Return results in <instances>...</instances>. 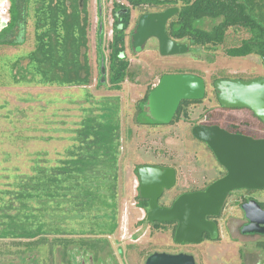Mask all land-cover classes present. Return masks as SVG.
Wrapping results in <instances>:
<instances>
[{
  "label": "rangeland",
  "instance_id": "rangeland-1",
  "mask_svg": "<svg viewBox=\"0 0 264 264\" xmlns=\"http://www.w3.org/2000/svg\"><path fill=\"white\" fill-rule=\"evenodd\" d=\"M119 2L129 6L126 0H87L88 57L93 73L88 86L15 84L17 69L15 67L13 70L10 62L20 57V70L28 63L25 57L35 48L32 11H29L27 18L24 44L19 47L0 46V190L10 189L18 176L31 175L37 162L52 166L56 164L74 145L77 131L88 111L108 115L112 109L102 106V103L115 105L119 107L116 117L121 124L122 135L116 214L120 227L113 236L106 238L105 246L99 251L100 261L89 253V248L71 243L66 250L57 241L84 239L51 235L34 240H0V263L23 264L32 260L38 264H71L76 260V264H146L148 257L154 253H185L194 256L197 264H264V246L258 247V243L264 245V236L251 237L241 232L246 221L241 205L244 197L254 196L257 202L264 203V191L255 195L235 191L230 196L217 220L220 227L217 241L179 245L173 237L172 226L157 231L145 222L148 212L139 207L140 182L136 173L137 167L142 165L174 168L177 171L176 186L166 192L161 200L165 206L178 196L193 190L200 191L223 177L224 168L208 146L193 137L192 130L199 125H215L227 131L237 129L250 137L264 139L263 122L250 110L222 109L213 85L216 79L223 77L245 81L264 77L262 57L231 58L226 56L223 49L211 53L195 46L192 52L185 55L163 57L156 39L149 40L144 49L136 53L131 44V33L142 13L133 10L126 37V54L131 71L139 83L127 80L122 91H111L108 84L99 86L100 53L107 61L110 53L108 47L113 38L112 10ZM9 7L8 0L0 2L1 11ZM100 12L102 22L99 20ZM6 17L10 18L8 15ZM2 18L0 12V20ZM205 29H210L208 23ZM99 34L102 37L101 45L97 40ZM236 37L243 39L247 36L240 34ZM232 42L231 37L226 47H230ZM167 73L192 74L203 78L207 89L205 99L188 108V118L174 124L137 125V102L144 98L148 88H155ZM70 226L79 227L77 223H69Z\"/></svg>",
  "mask_w": 264,
  "mask_h": 264
},
{
  "label": "trees",
  "instance_id": "trees-1",
  "mask_svg": "<svg viewBox=\"0 0 264 264\" xmlns=\"http://www.w3.org/2000/svg\"><path fill=\"white\" fill-rule=\"evenodd\" d=\"M78 3L79 0L10 1V22L0 30V46H22L29 11L33 12L35 20V48L25 57L27 65L18 69L20 57L10 62L12 69H17L15 84L59 87L91 84L88 15L86 11H80ZM130 3L139 11L143 8L157 11L179 8L168 22L166 31L174 41H187L191 50L193 46L211 53L223 49L231 58L260 56L259 52L264 51V0H130ZM130 17L127 13L118 18L107 61L100 53L99 86L108 84L111 91H122L127 80L139 83L126 54ZM206 22L210 25L209 30L205 29ZM240 34L247 37L237 38ZM231 37L233 44L227 48ZM261 57L264 61V54ZM103 67L107 71L105 75ZM221 79H216L214 84ZM153 89L148 88L144 98L137 102L135 121L139 126L164 125L148 116L147 103ZM214 93L217 97L215 89ZM201 102L183 101L173 124L188 118V108ZM104 103L102 106L111 107L112 111L101 116L89 110L77 131L74 145L62 159L53 166L37 162L31 175L18 176L10 189L0 190V240H34L51 235L80 237L84 240L57 241L66 250L71 243L89 248V253L94 254L97 261L101 260L99 251L105 246L106 238L113 236L120 227L116 214L122 147L121 124L116 117L119 107ZM225 175L226 172L223 177ZM242 193L255 195L261 192ZM138 199L139 207L148 212V200L142 199L140 194ZM250 200L256 201L254 196L244 197L241 205ZM259 204L264 209V203ZM145 222L157 231L172 226L175 238L176 223H149L147 219ZM69 223H77L79 227H69ZM207 240H211L209 235L205 236L204 241ZM263 246L258 243V247Z\"/></svg>",
  "mask_w": 264,
  "mask_h": 264
},
{
  "label": "water",
  "instance_id": "water-1",
  "mask_svg": "<svg viewBox=\"0 0 264 264\" xmlns=\"http://www.w3.org/2000/svg\"><path fill=\"white\" fill-rule=\"evenodd\" d=\"M169 9L161 13L145 14L140 17L132 36L135 51L143 50L151 39L159 43L160 55L171 57L189 51L185 44L172 40L166 31L168 21L177 13ZM264 51L259 55L263 56ZM103 75L106 69L102 68ZM105 80V78H103ZM217 98L228 110H250L264 123V77L245 80H218L214 84ZM206 82L192 74H172L161 78L152 90L147 103L148 116L154 121L170 125L183 101L204 100ZM193 137L206 144L226 175L205 190L180 195L171 207H163L160 200L166 191L177 184V171L153 165L137 167L139 194L148 200L147 222L177 223L175 242L179 245H200L205 236L212 241L220 238L216 221L235 191H264V139L233 134L219 126L199 125L192 130ZM246 219L250 223L247 233H257L264 226V209L256 201L243 205ZM264 230V229H263ZM261 234H264L262 232ZM146 264H197L194 256L180 253H154Z\"/></svg>",
  "mask_w": 264,
  "mask_h": 264
},
{
  "label": "flooded vegetation",
  "instance_id": "flooded-vegetation-1",
  "mask_svg": "<svg viewBox=\"0 0 264 264\" xmlns=\"http://www.w3.org/2000/svg\"><path fill=\"white\" fill-rule=\"evenodd\" d=\"M100 1H102V0H100ZM127 2H128V5L129 6H124V4H121L120 2V4L119 3H114L115 5H114V7H113V10H112V17H113V25H112V31H113V37H114V29H115V24H116V22H117V20H118V18L119 17H121L122 16V14H127V13H129L130 14V16H131V14H132V11L133 10H135V11H139V10H136L135 8H133V6L131 5V3H130V0H126ZM102 2H100V4H101ZM78 5H79V8H80V11H86V13H87V15H88V10H87V0H79V3H78ZM101 7H102V4H101ZM169 9H177L178 11H177V13L179 12V8H177V7H172V8H169ZM168 9V10H169ZM164 11H166V10H164ZM164 11H157V10H152V9H149V8H143V10H141L140 12L142 13L141 14V16H143V15H145V14H155V13H161V12H164ZM176 13V14H177ZM175 14V15H176ZM174 15V16H175ZM173 16V17H174ZM172 17V18H173ZM131 18V17H130ZM171 18V19H172ZM102 19H103V15H102V13L100 12V21L102 22ZM139 19H140V17H139ZM139 19H138V22H139ZM170 19V20H171ZM169 20V21H170ZM130 21H131V19H130ZM168 21V22H169ZM88 22H89V19H88ZM138 22H137V24H136V27H135V30H136V28H137V25H138ZM131 26V25H130ZM129 30V29H128ZM135 30H134V32H135ZM128 32V31H127ZM134 32H132L131 33V44H132V36H133V34H134ZM97 40H98V44H100V41H102V37L100 36V34H99V37L97 36ZM112 40H113V38H112ZM177 43H180V44H185V45H187L188 47H189V45H188V42L187 41H184V40H180V41H176ZM140 51H142V50H137V51H135L136 53H138V52H140ZM190 52H192V50H191V48L189 47V51L187 52V53H190ZM186 53V54H187ZM185 55V54H184ZM177 56H182V55H177ZM221 108L222 109H224V110H228V109H225L224 107H222L221 106ZM172 124H173V122H172ZM171 125V124H170ZM206 126H215V125H206ZM220 127V126H219ZM240 131V130H239ZM230 133H233V134H240V135H246L244 132H232V131H229ZM246 136H248V135H246ZM256 139V138H255ZM160 167V166H159ZM164 168H167V167H164ZM226 172V171H225ZM214 183V182H213ZM207 187H209V186H207ZM200 191H202V190H200ZM243 191H246V190H243ZM166 192H169V191H166ZM166 192H165V194H164V196L166 195ZM238 192V191H237ZM188 193H190V192H188ZM231 195V194H230ZM163 196V197H164ZM163 197H162V199H163ZM179 197V196H178ZM177 197V198H178ZM176 198V199H177ZM161 199V200H162ZM175 199V200H176ZM161 200H160V204H161V206H163V207H171L172 206V204L174 203V201L170 204V205H167V206H165V205H162V203H161ZM250 201H252V200H250ZM249 201V202H250ZM248 203V202H247ZM246 204V203H245ZM244 205V204H243ZM243 205H242V207H243ZM224 210V209H223ZM242 210H243V208H242ZM223 212V211H222ZM244 212V211H243ZM221 216V215H220ZM244 216H245V213H244ZM220 218V217H219ZM218 218V219H219ZM218 219H210V220H213V221H216L217 222V220ZM245 224H243L242 225V227H241V232L243 233V235H246V236H253V237H255V236H264V234H261L262 232H264V226H262L261 227V231L260 232H257V233H247V229L250 227V223H249V221L246 219V217H245ZM218 223V222H217ZM176 225H177V227H178V224L176 223ZM219 225V224H218ZM220 228V227H219ZM74 260V259H73ZM0 264H2V263H0ZM4 264V263H3ZM8 264H18L17 262H12V263H8ZM23 264H38L37 262H34V261H32V260H27V261H25ZM40 264H55V262H51V263H49V262H43V263H40ZM60 264H68L67 262H62V263H60ZM71 264H76V260H74Z\"/></svg>",
  "mask_w": 264,
  "mask_h": 264
},
{
  "label": "built area",
  "instance_id": "built-area-1",
  "mask_svg": "<svg viewBox=\"0 0 264 264\" xmlns=\"http://www.w3.org/2000/svg\"><path fill=\"white\" fill-rule=\"evenodd\" d=\"M1 1H6V0H0ZM11 0H8V2L10 3ZM4 7V6H3ZM9 10H10V7L8 8V10H4V11H1V15H3V18L0 20V26L3 25L2 27L5 28L9 22H10V18H7L6 15H8L10 17V13H9Z\"/></svg>",
  "mask_w": 264,
  "mask_h": 264
}]
</instances>
